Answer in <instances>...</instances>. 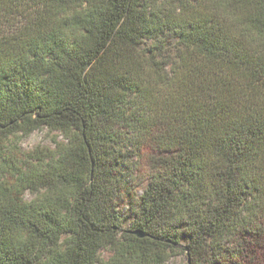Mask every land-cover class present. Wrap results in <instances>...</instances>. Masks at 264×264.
Here are the masks:
<instances>
[{
    "label": "trees",
    "instance_id": "16d2710c",
    "mask_svg": "<svg viewBox=\"0 0 264 264\" xmlns=\"http://www.w3.org/2000/svg\"><path fill=\"white\" fill-rule=\"evenodd\" d=\"M261 241L264 0H0V264H264Z\"/></svg>",
    "mask_w": 264,
    "mask_h": 264
},
{
    "label": "rangeland",
    "instance_id": "374dc122",
    "mask_svg": "<svg viewBox=\"0 0 264 264\" xmlns=\"http://www.w3.org/2000/svg\"><path fill=\"white\" fill-rule=\"evenodd\" d=\"M62 137L58 132H50L48 129H43L35 132L31 136L25 138L22 142V147L24 150L30 151L36 148L50 147L54 148L55 141H61ZM147 183L141 184V179H134L133 182H130L128 188L132 193L140 196L142 195L144 189L146 188ZM130 193L123 192L120 195V213L124 219V228L128 229L131 227L133 222V216L130 210ZM28 200L34 198V195L28 193L26 195ZM261 244L264 245V242L261 241ZM112 253L109 250H103L101 256L104 260H107L111 257ZM187 262V257L184 253L174 257L168 264H184ZM228 264V263H224Z\"/></svg>",
    "mask_w": 264,
    "mask_h": 264
},
{
    "label": "water",
    "instance_id": "95a60500",
    "mask_svg": "<svg viewBox=\"0 0 264 264\" xmlns=\"http://www.w3.org/2000/svg\"><path fill=\"white\" fill-rule=\"evenodd\" d=\"M136 234L139 235L140 237H143V233L140 231L136 232Z\"/></svg>",
    "mask_w": 264,
    "mask_h": 264
}]
</instances>
